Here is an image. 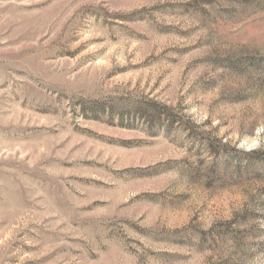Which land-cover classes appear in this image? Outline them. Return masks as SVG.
Listing matches in <instances>:
<instances>
[{"label": "rangeland", "instance_id": "rangeland-1", "mask_svg": "<svg viewBox=\"0 0 264 264\" xmlns=\"http://www.w3.org/2000/svg\"><path fill=\"white\" fill-rule=\"evenodd\" d=\"M0 264H264V0H0Z\"/></svg>", "mask_w": 264, "mask_h": 264}]
</instances>
